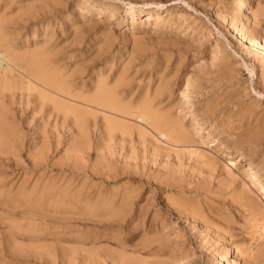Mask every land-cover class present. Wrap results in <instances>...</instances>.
Segmentation results:
<instances>
[{
  "label": "rangeland",
  "instance_id": "374dc122",
  "mask_svg": "<svg viewBox=\"0 0 264 264\" xmlns=\"http://www.w3.org/2000/svg\"><path fill=\"white\" fill-rule=\"evenodd\" d=\"M127 1L135 4V6L139 9L142 8L141 10L148 7H154V4L150 3L152 0H0V23L2 24L0 25L2 27V31H4V34H6L7 44L15 52L20 54V56L23 55L25 57L24 58L22 56V60H24L23 62L20 60L22 63L27 60L28 57L26 56H29V58L31 56V59H33V61L36 59L40 61L42 59H47V61H49L50 63L56 64L53 66L60 67V70H63L62 73L68 74L69 72V78L73 79L72 83L83 85V89L88 88L89 84L92 81V78H94L93 73L99 72L100 74H102L104 72H108L110 69V71L112 72L115 71L116 68H121L123 66H126L124 76L129 79L130 83L135 85V87L137 85H147L148 83H163L165 88L167 86V90L165 91L166 98L164 99V101L172 100L170 102V105L168 106L172 107L171 111L174 110L180 112V115H182L183 117V123L189 128L193 135V139L197 142L196 145L198 146L200 143H202V148H209L211 151L215 152V169L213 168L209 172L203 171L198 175V168L192 167L189 163L185 164L186 159L184 155L178 154L181 158L179 168V165L173 164V162L176 161V155L175 153H173V150H170L173 152H169L170 154L168 156H163L164 153L162 152L159 155V159H155V157L152 155L153 153H151L152 151H150L151 148H149V145H147L146 148L140 147V145H138L137 150L139 154L135 151V157H131L133 159H127V163L129 162L131 164L128 163L127 166L124 165V167H122L123 163H119L118 160H121V158L123 159V155L127 147L126 145L129 144L128 141L127 144H123L122 148L121 146H115L113 149H111V151L106 148H103L104 151L103 149L96 151L95 145L98 144V131L95 128L93 130V127L89 124V116L87 117L85 122L82 123L83 127L78 128L79 124H75L74 122L72 124L73 119L71 117L63 118L62 113H59L58 117L56 118H54L52 115L48 116V114L46 113L42 116V114L38 112L37 108L36 110L34 109L35 103L37 102L35 93L30 92L29 95L26 96L27 93H25V90L20 91L16 87L6 89L3 88L2 90V87H0V90H2L0 91L2 92L0 93V102L3 103V111H6V113L8 114L6 123H8V128L13 130V132L15 131L14 133L12 132V137L13 135L18 136V140L16 141H11V139L13 138L10 137V140L8 141V146H10V149H7L5 147L2 149L0 148V180L7 178L5 179V182L8 180V184H12L11 187L9 185L4 187V189H8L7 196L10 197L16 195V192L14 191L15 189L12 190L11 188H13V186L14 188H16L19 184L18 180L20 181V178L23 177L24 174L21 173V168H26V170H29L26 171L28 173H26L25 175L28 174V176L32 177V175L34 174L35 171L30 167L28 157L31 151L35 152L41 145L43 141L40 137L45 135L48 137H52V141L53 139H56V144H54L53 146L55 147V150H53L52 153L49 152L47 156L48 159H46L45 161V164H47V166L44 165L43 167V165H40L41 167L38 171H40V173L43 172V176L47 175L48 172L50 174L52 173V175H57L58 179L61 180L58 181L61 182L62 189H70L73 192L76 191L74 192L75 194H81L79 195L81 196L78 202L79 204H77L80 212L82 210L81 207L85 209V203L89 205V210H82L84 214H77L78 217H81L79 218L80 220L77 218L78 220L76 219V222L72 223L70 227L68 226V228H61V230H63L62 232H64L65 230L66 231L64 232V234H62V239L60 241H52V239L49 238L51 236L46 235L45 237H48V239H45V242L42 243L43 240L36 239V236L34 235L36 231L30 229V227H35L34 223L29 224L26 218L15 216L18 212L15 210L20 209L14 207L15 205L18 206L19 203L18 200H16V202L14 200L12 202L14 208L9 209V211L13 209L11 212L14 215L11 214L10 216H6L5 211L0 213V264H47L46 262H48V264H112V262L113 264H136V262L137 264H179V262H181L180 264H214L216 254L212 251L213 246H209L210 241H208L207 243V237L204 236L205 232L211 233L212 229L210 227H202L201 224L199 223V225L197 222L195 224V222H193L194 220H192L191 218L186 219L183 215L176 213L173 210L172 206L166 204L167 201L166 197L164 196L165 194L172 195L173 197H178L179 193L178 191L176 192L169 190V186L164 187L166 186V181L164 183L162 178L166 174H172L181 178L182 182L188 184L189 188L192 189L191 191H188L186 189L184 196L186 195L190 197V194H193V192H195L196 190L199 191L200 196H198L197 199L201 203L200 210H202L207 217L214 219V221H218V217L215 218L214 214H217L221 208L226 210L225 212H228L230 214L232 213L234 215H237V209H239L237 208V206L229 202L230 198L228 197H232L229 192H232V195H236L237 192L235 191L233 193V190L231 189H233V187L240 188L239 183L235 180L231 182L228 187L223 186L220 183L221 178L219 176L223 174L222 169H224L223 161H225V159L227 158V156H225V152L229 150L234 151V153L244 151L250 154L253 159L257 160L261 164L264 174V127L261 126L260 123L261 121H263L262 124H264V71H262L264 60H260L258 56L249 52L246 48L241 49V47H243L242 43L235 35L232 34L230 29L228 28V25H226L229 21L227 20L229 19L228 17L235 15V8L233 7V5L236 0H160L164 4L166 3L165 5L168 8V10H164L161 13L163 17H167V23L165 22V25L162 24L161 26L157 27H153L150 23L146 24V22H144L145 20L142 19V13L136 14L133 17L134 22L127 20L122 21L125 12L124 10L126 9V5L128 4ZM115 6L117 10L115 12H112L111 8ZM182 14H185L186 16L184 15V17H182ZM243 15H245V17L247 18V22L242 21V19H238V25H243V29H246L250 36L262 38V36L259 35L262 33V30L264 31V0H252V3L248 6L247 9H245ZM194 17H196L197 20ZM236 17H238V15ZM150 21L152 22L153 20H149V22ZM215 28H217L219 31H216L217 29ZM227 40H229L230 43H228ZM99 47L101 48L99 49ZM33 54H37L39 58L38 56H35ZM41 54L44 55H42L41 57ZM129 56L131 58H129ZM121 64L123 65L120 66ZM221 65L223 67H220ZM224 66L225 68L227 66L228 69H225ZM220 68L225 70L223 71ZM187 76H189L190 80V85L188 87L185 86V78H187ZM136 79L138 82L136 81ZM167 101L164 102V105L167 103ZM1 103L0 105H2ZM189 106H193L195 110H198L201 107L211 106L214 108L215 113L211 116L210 119L204 118L206 123L199 125L200 123L196 122L193 115L190 114ZM249 107L250 110L248 109ZM43 110H47V107H45ZM227 110V113L224 112ZM241 113H243V115ZM235 114H237L238 117ZM225 115L228 117H226ZM223 116H225L227 119ZM253 118L255 120H253ZM236 119L237 123L235 125L234 121ZM251 119L253 124H256V122L260 124L257 125L258 127L256 126L257 129H252L253 127L251 128V122L246 124L247 121H251ZM256 119L259 121H257ZM217 122L221 125H219ZM53 123L54 125H52ZM50 124L52 126H50ZM246 126H250L249 128L254 131L252 132L251 130V133L247 132V128H245ZM258 128L263 130H260ZM256 130L257 132L261 131V133H257ZM244 131H246L248 135L244 134ZM240 134L244 135L245 139ZM208 135L215 136L219 139V141L216 144L211 145L212 142L209 140V137L207 138ZM46 139L48 138L46 137ZM251 139L254 141H252ZM236 140L237 142H235ZM241 140L244 141L241 142ZM9 142H11V145L15 142V147L18 148L19 151L15 150L14 153V146H11ZM35 144L37 145L35 146ZM34 146L37 148H35ZM226 146H228V148ZM74 148L77 149V153ZM28 149L30 150L28 151ZM236 150L238 152H236ZM126 155L130 154L127 153ZM13 158L16 161L13 160ZM94 158H96V160ZM53 159H55V161ZM217 160L220 162H218ZM53 161L54 166H51L50 164L53 165ZM72 163L73 165H71ZM220 163L222 165H220ZM100 164L101 167L99 166ZM119 164L122 168H120ZM240 164H242L243 169L250 171L246 168L247 166L245 161L241 162ZM103 165H107L113 171H111L112 178L111 176L109 177L101 173L100 170H102ZM92 166L93 170L97 169L96 172L98 171L99 173L96 174V172L91 171ZM94 167L96 169H94ZM119 168L121 170H119ZM146 169L150 172H148ZM214 170L216 171V173ZM139 171H141L142 173ZM145 172H147V175L145 174ZM133 173H135L136 175ZM154 173L156 175H159V177L152 178V176H155ZM177 173H179V175ZM205 179L208 182L204 181ZM160 180L162 182H160ZM80 183H82V186ZM69 184L72 185V188L69 186ZM205 184L206 186L204 187ZM66 185L68 186V188L66 187ZM73 185L75 187H73ZM199 185L200 187H202L200 188ZM90 186H92V188ZM113 186L117 189H112ZM8 187H10V189ZM130 187H133V190ZM119 191L122 192L120 195L123 194V196H125L126 194L127 196L124 197L122 201L120 200ZM134 192L136 193L134 194ZM204 194L206 195L204 196ZM86 195L88 197H86ZM128 196H130V198ZM93 197H100L101 199L96 198L95 200ZM103 199H105L106 201H111H109V204L108 202L106 203L108 205H103ZM84 200L85 202L81 203ZM86 200L88 203L86 202ZM113 200L114 202H112ZM91 202H95V204ZM112 203H117L118 205L113 204V207L109 208L110 206H112ZM100 204L101 206H103L100 207L99 210L98 208ZM91 206L93 207L91 208ZM114 207L116 209H114ZM94 208H97L100 212L104 211V213L107 214L103 216L101 215L102 217H100L98 211H91ZM108 209L111 210V212ZM107 210L110 212V214H108L109 212ZM88 212L90 216L87 217L86 214H88ZM93 212L96 214H94ZM116 212H118V214ZM90 213L93 214L91 215ZM113 213L115 215H113ZM120 213H122V215ZM84 216H86L87 218H84ZM7 223H9V225L11 226L9 227ZM24 227L27 230H25ZM72 227L75 230L74 233L76 232V238L78 239H75L76 241L73 238L75 237L74 234L72 236L71 234H69L70 231L67 232V230ZM10 229L12 231V234L8 235ZM21 230L22 232H20ZM104 232L109 236L106 237V234ZM31 234L34 236V238ZM90 234L95 238H93ZM101 234L104 235V237ZM152 235H155L156 237L160 236L159 238H162L161 240L164 242L163 247H165L164 251H166L167 253H159L162 256L158 254L150 255V253H148L147 251L148 248H144V250L142 249L141 238L143 236L149 238L150 236L152 237ZM13 237L17 241L12 240ZM174 237L177 238L174 240ZM192 237L197 238L192 239ZM63 238L65 241L63 240ZM70 239L72 240V243H70ZM18 240L20 241L18 242ZM84 240L86 244L89 245H86ZM205 240L206 243H204ZM25 241H28L29 243ZM36 243L38 244L35 245ZM75 243L78 244V247L75 245ZM8 244L9 246L7 247ZM16 244L20 247L21 252L19 251L18 247H16ZM23 244L24 246H22ZM57 244L59 247L57 246ZM154 244H156V242H152L150 246ZM223 244L224 243H222V241H219L215 246L223 247ZM29 245L35 248H30ZM90 245H92L93 247ZM177 246H179V248ZM51 247L54 249L52 251L53 254L46 251ZM72 247H74L75 249H72ZM76 247L80 248L76 249ZM32 248L34 251H32ZM59 248H62L63 251ZM64 248L66 249V251ZM177 248L178 251L182 249L183 252L186 253H181L180 255L177 251ZM107 250H109V253L107 252ZM172 250H175L177 254L175 258L172 256V254L174 253H170ZM231 251L227 250L226 252L227 261H230V263H232V259L235 258L234 254ZM5 252L8 253L6 254ZM60 253L64 257L59 255ZM45 255H47V257ZM129 255L132 257L130 258ZM58 256H61V261ZM103 256L105 257L104 259ZM152 256H154V259L152 258ZM155 257L157 259H155ZM161 257L164 260L161 259ZM97 258L99 259V261L97 260ZM160 259L162 261H160ZM44 260L46 261L44 262ZM38 261L40 263H38ZM62 261L64 262L61 263ZM236 263L241 264V259L236 258V261L232 264Z\"/></svg>",
  "mask_w": 264,
  "mask_h": 264
},
{
  "label": "bare ground",
  "instance_id": "6f19581e",
  "mask_svg": "<svg viewBox=\"0 0 264 264\" xmlns=\"http://www.w3.org/2000/svg\"><path fill=\"white\" fill-rule=\"evenodd\" d=\"M128 4L126 5V9L124 10V17L122 21H133V17L136 14L142 13L143 20L146 22V24L150 23L153 27L161 26L164 24L167 20L165 17L161 15V13L164 10H168L167 6L161 2L160 0L157 1H151L150 3H153V8H146V9H139L135 6V4L127 1ZM199 2V1H198ZM89 3V1H88ZM125 3V2H124ZM252 3V0H236L234 2L233 7L235 8V15L228 17L229 20L226 25H228V28L232 32L233 35H235L238 40L242 43V48H246L249 52L253 53L254 55L258 56L260 60H264V31L262 30V33L259 36H262V38L259 37H252L248 34V31L246 29H243V25H238V19H242V21H246L247 18L245 17L244 11L248 8V6ZM146 4V3H145ZM149 4V3H147ZM188 4V3H187ZM152 6V5H151ZM232 6V5H231ZM195 9V7H194ZM116 6L111 8L112 12H115ZM102 12V11H101ZM231 13V12H230ZM160 14V15H159ZM165 14V13H164ZM181 15V14H180ZM184 17L185 14H182ZM238 15V17H236ZM186 16V15H185ZM190 16V15H189ZM220 16V15H219ZM170 17V16H169ZM223 17V16H222ZM253 17V16H252ZM171 18V17H170ZM174 18V17H173ZM196 19V17H194ZM193 18V19H194ZM225 18V17H224ZM254 18V17H253ZM186 19V18H185ZM149 20H153L152 22ZM197 20V19H196ZM2 21V20H1ZM169 21V19H168ZM193 21V20H192ZM191 21V22H192ZM195 21V20H194ZM142 22V20H141ZM247 22V21H246ZM167 23V22H166ZM165 23V24H166ZM169 23V22H168ZM1 24V23H0ZM164 24V25H165ZM2 25V24H1ZM0 25V87L3 88H17L20 91L25 90V93H27L26 96L29 95L30 92L35 93L36 95V103L34 109L38 110L40 114H48V116L52 115L54 118L58 117L59 113H62L63 118L71 117L73 119V122L75 124H79L78 128H82V123L85 122L87 117L89 116V124L98 131V144L95 145V150L99 151L100 149L106 148L111 151L115 146H121L123 147V144H127V141L129 144H127L125 153L123 155V159L118 160L119 163H123L124 165H128L127 159L131 157H135V151L139 154L137 150V146L140 145V147H147L149 145V148H151L150 151L153 153L152 155L155 157V159H159L160 153H164V155H169V152H173L176 155V161L173 162V164L179 165L181 162V158L179 155H184L186 162L185 164H190L192 167L198 168V175L199 173L203 171H210L215 167L216 164V154L215 152L211 151L209 148L204 149L201 147L202 143H200L198 146L196 145V141L193 139V135L189 128L183 123V117L180 115L179 111H171L170 102L164 99L165 91L167 90L164 87L163 83L155 82L153 84H143V85H135L130 83V80L127 79L124 76V72L126 69V66H123L121 68H116L115 71H108L100 74L99 72L93 73V77L91 83L89 84L87 89H83V85L73 84V79L69 78L70 74L62 73L60 70L61 68L58 66H53L56 64H52L49 61L42 59L41 61L31 59V56L28 57L27 60L22 63L24 60H22V56L15 52L8 44L6 40V34H4V31H2V27ZM192 25V24H191ZM189 26V25H188ZM202 26V25H201ZM133 27V23H132ZM200 27V26H199ZM203 29V28H202ZM217 29V28H215ZM206 31V30H204ZM216 31H219L218 29ZM222 34V33H221ZM224 37V35H223ZM134 38V37H133ZM137 38V37H136ZM141 39V38H140ZM135 41V40H134ZM228 43H230L229 40H227ZM224 44V43H223ZM136 45V44H135ZM217 45V44H215ZM102 46V45H101ZM139 47V46H138ZM137 47V49H138ZM198 47V45H197ZM40 48V47H39ZM42 48V47H41ZM101 47H99L100 49ZM146 48V47H145ZM217 48V47H216ZM132 49V48H131ZM136 49V48H135ZM148 49V47H147ZM215 49V48H214ZM219 49V48H218ZM216 50V49H215ZM36 51V49H35ZM47 51V50H46ZM133 51V50H132ZM131 51V52H132ZM140 51V50H139ZM145 51V50H144ZM151 51V50H150ZM161 51V50H160ZM217 51V50H216ZM215 51V52H216ZM219 51V50H218ZM23 52V51H22ZM26 52V51H25ZM28 52V50H27ZM152 52V51H151ZM21 53V52H20ZM218 53V52H217ZM28 54V53H27ZM39 54V53H38ZM45 54V53H44ZM41 54V57L42 55ZM132 54V53H131ZM213 54V53H212ZM29 55V54H28ZM35 56H38L37 54H33ZM163 56V55H162ZM214 56V55H213ZM24 57V56H23ZM25 58V57H24ZM36 58V57H35ZM39 58V56H38ZM99 58V57H98ZM129 58H131L129 56ZM213 58V57H212ZM160 59V58H159ZM180 59V58H179ZM22 62H21V61ZM58 62V61H57ZM131 62V61H129ZM177 62V61H176ZM110 63V62H109ZM163 63V62H162ZM174 63V62H173ZM227 63V62H226ZM52 64V65H51ZM58 64V63H57ZM129 64V63H128ZM95 65V64H94ZM110 65V64H109ZM112 65V64H111ZM121 64L120 66H122ZM225 65V64H224ZM229 65V63H228ZM62 66V65H61ZM179 66V65H178ZM213 66V65H212ZM231 66V65H230ZM229 66V67H230ZM63 67V66H62ZM135 67V66H134ZM220 67H223L222 65ZM136 68V67H135ZM134 68V69H135ZM141 68V67H139ZM225 68V66H224ZM228 69V67L226 66ZM225 68V69H226ZM222 69V68H220ZM225 69H222L223 71ZM231 69V68H230ZM91 70V69H90ZM108 70V69H107ZM135 71V70H134ZM262 71H264V64L262 66ZM65 72V71H64ZM252 72V71H251ZM176 73V72H175ZM72 74V73H71ZM160 74V73H159ZM213 74V73H212ZM156 75V74H155ZM200 75V74H199ZM184 79V78H183ZM185 86L188 87L190 85L189 76H187ZM147 80V79H145ZM137 81V79H136ZM135 81V82H136ZM144 81V80H143ZM138 82V81H137ZM166 82V81H165ZM142 83V82H141ZM264 84V83H263ZM86 87V86H85ZM187 89V88H186ZM0 90V91H2ZM213 90V89H212ZM171 91V90H170ZM2 93V92H0ZM174 93V92H173ZM205 93V92H204ZM259 93V92H258ZM167 94V93H166ZM170 94V93H168ZM33 95V94H32ZM25 96V97H26ZM228 96V95H227ZM35 97V96H34ZM173 97V96H172ZM35 100V99H34ZM1 101V99H0ZM167 103L164 105V102ZM175 102V101H174ZM173 102V103H174ZM216 102V100H215ZM1 103V102H0ZM32 103V102H31ZM0 105V148H7L10 149V146H8V141L10 140V137H12V132L10 128H8V114L6 111H3V103ZM192 104V103H191ZM210 104V103H209ZM216 104V103H215ZM179 105V104H178ZM204 105V104H203ZM202 105V106H203ZM208 105V104H207ZM213 105V104H211ZM220 105V104H219ZM191 106V105H190ZM189 106V107H190ZM215 106V105H214ZM218 106V105H217ZM3 107V108H2ZM8 107V106H6ZM45 107H47V110H43ZM229 109V108H228ZM250 110V107L248 108ZM247 109V110H248ZM231 110V108H230ZM244 110V111H247ZM181 111V110H180ZM243 111V112H244ZM224 112H228L224 111ZM230 112V111H229ZM241 112V111H239ZM13 113V112H12ZM215 113V110L213 107L205 106L201 107L198 110H195V108L192 106L190 107V114L193 115L196 122H199L201 124L206 123L204 118H211V116ZM231 113V112H230ZM258 113V112H257ZM229 114V113H228ZM239 114V113H237ZM237 114H235L237 116ZM243 115V113H241ZM240 114V115H241ZM224 115V114H223ZM250 115V114H249ZM226 116V115H225ZM223 116V117H225ZM233 116V115H232ZM235 116V117H236ZM45 117V115H44ZM228 117V116H226ZM225 117V118H226ZM238 117V116H237ZM48 118V117H47ZM243 118V117H242ZM248 118V117H247ZM14 119V118H13ZM227 119V118H226ZM240 119V116H239ZM258 119V118H257ZM256 119V120H257ZM47 120V119H46ZM229 120V119H228ZM245 120V119H244ZM253 120H255L253 118ZM225 121V120H224ZM237 119L234 121L235 125ZM243 121V120H242ZM259 121V120H257ZM46 122V121H45ZM44 122V123H45ZM54 122V121H53ZM210 122V121H209ZM219 122V121H218ZM217 122V123H218ZM251 122V128L257 129L256 126L260 125L256 122V124H253L252 119L251 121H247L246 124ZM255 122V121H254ZM263 121H261V126L264 127V124H262ZM51 123V122H50ZM59 123V122H58ZM71 123V122H70ZM216 123V124H217ZM242 123V122H241ZM74 124V125H75ZM221 125L220 123H218ZM240 124V123H239ZM245 124V125H246ZM49 125V124H48ZM54 125V123L52 124ZM50 124V126H52ZM70 125V124H69ZM244 125V126H245ZM56 126V125H55ZM238 126V125H237ZM248 126V125H247ZM247 128V132H250L252 129L249 127ZM260 126V128H261ZM223 127V125H222ZM241 127V126H240ZM258 127V126H257ZM43 128V127H42ZM54 128V127H53ZM73 128V127H72ZM233 128V126H232ZM236 128V127H234ZM244 128V129H245ZM258 128V129H260ZM92 129V128H91ZM223 129V128H222ZM227 129V127H226ZM229 129V127H228ZM264 129V128H263ZM260 129V130H263ZM21 130V129H20ZM39 130V129H38ZM41 130V129H40ZM80 130V129H79ZM240 130V129H239ZM246 130V129H245ZM77 131V129H76ZM254 130H252L253 132ZM259 131V130H258ZM15 132V131H14ZM13 132V133H14ZM40 132V131H39ZM44 132V131H43ZM75 132V131H74ZM243 132V131H242ZM246 131H244V134L248 135ZM257 132V130H256ZM18 133V132H17ZM50 133V132H49ZM92 133V132H91ZM251 133V132H250ZM261 133V131L257 132ZM42 134V133H40ZM55 134V133H54ZM18 135V134H17ZM38 135V134H37ZM85 135V134H83ZM207 135V134H206ZM241 135V134H240ZM260 135V134H259ZM13 135V139L11 141L18 140V136ZM41 136V135H40ZM54 136V135H52ZM81 136V135H80ZM244 138V135H241ZM254 136V135H253ZM46 137L48 139H46ZM70 137V136H69ZM209 137V140L212 142L211 145L216 144L219 139L215 136H207ZM257 137V136H256ZM21 138V137H20ZM42 139L41 145L37 148L35 147L37 144H35V148L37 150L35 152H30V155L28 157V161L30 162V167L35 171L32 177L25 175L26 168H21V173L24 174L23 177L20 178V181L18 180V186L16 188H11L12 190L16 192L15 196H7V188L4 189L5 186L9 185L10 187L12 184H8V182H5V179L0 180V213L6 212L7 215L13 214L11 211H9L10 208L17 207L20 210L18 211L15 216H19L20 218H26L27 222L29 224L34 223L35 227H30L35 232L36 239H41L43 242H45L46 235H49L50 239L55 241H60L62 239V232L61 228L70 227L72 223L76 222V219L81 218L78 217L77 214L83 213V211L89 210V205L84 204V208L81 207V212L79 211L78 205L79 199L81 194H75L76 191H71L62 189L61 188V182H59L57 175H52L49 172L47 175L43 176V172L40 173L39 168L40 165H46L45 161L48 159L49 152L52 153L53 150H55L54 144H56V139L52 141V137L48 136H42L40 137ZM195 138V137H194ZM249 138V137H248ZM40 139V140H41ZM81 139V138H80ZM245 139V138H244ZM254 139V138H253ZM74 140V139H72ZM76 140V138H75ZM85 140V139H84ZM87 140V139H86ZM249 140V139H248ZM252 140V139H251ZM45 141V142H44ZM78 141V139H77ZM126 141V142H125ZM201 141V139H200ZM244 140H241V142ZM254 141V140H252ZM6 142V143H5ZM37 142V141H36ZM75 142V141H74ZM80 142V140H79ZM210 142V143H211ZM237 142V140L235 141ZM11 145V142H9ZM40 143V142H39ZM97 143V142H96ZM249 143V142H247ZM7 144V147H6ZM75 144V143H74ZM78 144V143H77ZM81 144V143H80ZM204 144V143H203ZM207 144V143H206ZM241 144V143H240ZM252 144V143H250ZM21 145V144H20ZM19 145V146H20ZM58 145V144H57ZM87 145V144H86ZM13 147V152L15 150H18L15 146V142L11 145ZM70 146V145H69ZM231 146V145H230ZM243 146V145H242ZM21 147V146H20ZM57 147V146H56ZM208 147V146H207ZM228 148V146H226ZM79 148V147H78ZM84 148V147H83ZM0 149V150H1ZM87 149V148H86ZM116 149V148H115ZM114 149V151H115ZM230 149V147H229ZM30 149H28L29 151ZM76 151L77 149L74 148ZM82 150V149H81ZM173 150V151H170ZM253 150V149H252ZM19 151V150H18ZM72 151V150H69ZM68 151V152H69ZM104 151V149H103ZM226 151V150H225ZM117 152V151H116ZM156 152V153H155ZM236 152H238L236 150ZM11 153V152H10ZM15 153V152H14ZM19 153V152H18ZM71 153V152H70ZM74 153V152H73ZM77 153V151H76ZM97 153V152H96ZM121 153V150H120ZM130 155H126V154ZM133 153V154H132ZM79 154V153H78ZM106 154V153H105ZM104 154V155H105ZM143 154V153H142ZM179 154V155H178ZM10 155V154H9ZM17 155V154H15ZM71 155V154H70ZM77 155V154H75ZM158 155V157H157ZM140 156V155H139ZM150 156V155H149ZM225 156L227 158L224 163V169L223 174H221L219 177L220 183L223 186H229V184L233 181H237L239 183V187H233V193L236 191V195H232V192H229L232 197L228 196L230 198L231 204L237 206V215L230 214L228 212H225L226 210L220 209L219 212L215 215V218L218 217V221H214V219H211L210 217H207L205 213H203L202 210H200L201 203L197 199L198 196H200L199 191L193 192V194H190V197L184 196V193L186 192V189L188 191H191L192 189L189 188L188 184H185L182 182V179L174 176L172 174H166L162 180L166 181L164 187L169 186L171 191H178V197H173L172 195H164L166 197V204L173 207V210L183 215L186 219H192L193 222H196L201 224L202 227H210L211 233L205 232L204 236L207 237V243L210 241L209 246H213L212 251L216 254V259L214 260V264H229L230 261H227L226 252L231 251L234 254V257L232 259V263H234L237 259H241V264H264V174L262 171L261 164L253 159V157L244 152L239 151L238 153H234V151H227L225 152ZM53 157V156H52ZM102 157V156H101ZM142 157V156H141ZM170 157V156H169ZM173 157V156H172ZM16 158V157H15ZM118 158V157H117ZM184 158V157H183ZM1 159V158H0ZM12 159V158H10ZM17 159V158H16ZM96 160V158H94ZM107 159V157H106ZM105 159V160H106ZM133 159V158H131ZM153 159V158H152ZM8 160V159H7ZM13 160H15L13 158ZM55 161V159H53ZM63 160V159H62ZM78 160V159H77ZM109 160V159H108ZM115 160V159H114ZM149 160V159H148ZM169 160V159H168ZM16 161V160H15ZM50 164L51 166H54ZM59 161V160H57ZM79 161V160H78ZM110 161V160H109ZM117 161V160H116ZM129 161V160H128ZM140 161V160H139ZM218 161V160H217ZM246 162V168L250 171H247L246 169L242 168L241 162ZM14 162V161H13ZM131 162V161H130ZM159 162V160H158ZM220 162V161H218ZM19 163V162H17ZM23 163V162H22ZM56 163V162H55ZM116 163V162H115ZM157 163V162H156ZM170 163V162H169ZM15 164V163H14ZM57 164V163H56ZM55 164V165H56ZM69 164V163H68ZM81 164V162H80ZM93 164V163H92ZM105 164V163H104ZM131 164V163H129ZM245 164V163H244ZM17 165V164H16ZM73 165V163L71 164ZM78 165V164H77ZM220 165H222L220 163ZM23 166V165H21ZM60 166V165H59ZM65 166V165H64ZM101 167V164L99 165ZM107 166V165H106ZM105 165L102 166L101 173L105 174L106 176H111V169ZM120 166V164H119ZM131 166V165H130ZM129 166V167H130ZM170 166V164H169ZM172 166V165H171ZM85 167V166H84ZM97 167V166H96ZM120 166V168H122ZM187 167V166H186ZM113 168V167H112ZM119 168V170H121ZM136 168V167H134ZM147 168V167H146ZM169 168V167H168ZM175 168V166H174ZM177 168V167H176ZM180 168V165H179ZM182 168V167H181ZM223 168V167H222ZM1 169V168H0ZM6 169V168H3ZM83 169V168H82ZM94 169H96L94 167ZM101 169V168H99ZM128 169V168H127ZM190 169V168H189ZM215 169V168H214ZM219 169V167H218ZM217 169V170H218ZM42 170V168H41ZM70 170V169H68ZM73 170V169H71ZM80 170V169H79ZM84 170V169H83ZM89 170V169H87ZM97 170V169H96ZM96 170H93V166L91 168V171L96 172ZM114 170V169H113ZM142 170V169H141ZM147 170V169H146ZM18 171V169H17ZM38 171V172H37ZM148 171V170H147ZM168 171V170H167ZM215 171V170H214ZM221 171V170H220ZM45 172V171H44ZM84 172V171H82ZM90 172V171H89ZM113 172V171H112ZM122 172V171H121ZM133 172V171H132ZM141 172V171H139ZM150 172V171H148ZM191 172V170H190ZM99 173L98 171L96 174ZM136 173V172H135ZM133 173V174H135ZM142 173V172H141ZM147 172H145L146 174ZM189 173V171H188ZM194 173V172H193ZM216 173V171H215ZM30 174V173H29ZM45 174V173H44ZM87 174V173H85ZM155 174V173H154ZM153 174V175H154ZM179 175V173H177ZM2 175V174H1ZM11 175V174H10ZM76 175V174H75ZM128 175V173H127ZM131 175V174H130ZM136 175V174H135ZM147 175V174H146ZM145 175V176H146ZM187 175V174H186ZM196 175V172H195ZM209 175V174H206ZM5 176V175H4ZM61 176V175H60ZM63 176V175H62ZM95 176V175H94ZM102 176V174H101ZM104 176V175H103ZM144 176V177H145ZM151 176V174H150ZM189 176V175H188ZM193 176V175H192ZM191 176V177H192ZM2 177V176H1ZM16 177V176H15ZM71 177V176H70ZM73 177V176H72ZM153 177H159V175L152 176ZM200 177V176H199ZM205 177V176H203ZM3 178V177H2ZM62 178V177H61ZM90 178V177H89ZM103 178V177H102ZM112 178V176H111ZM149 178V179H152ZM185 178V177H184ZM208 178V177H207ZM216 178V176H215ZM68 179V178H67ZM192 179V178H191ZM194 179V177H193ZM204 179V178H203ZM78 180V179H77ZM87 180V179H86ZM208 180V179H207ZM214 180V178H213ZM61 181V180H60ZM76 181V179H75ZM74 181V182H75ZM80 181V180H79ZM82 181V180H81ZM126 181V180H125ZM158 181V179H157ZM206 181V179L204 180ZM212 181V178H211ZM93 182V181H92ZM160 182H162L160 180ZM208 182V181H206ZM215 182V181H214ZM6 183V184H5ZM12 183V182H11ZM67 183V182H66ZM65 183V184H66ZM201 183V182H200ZM210 183V181H209ZM228 183V184H227ZM27 184V185H26ZM63 184V183H62ZM68 184V183H67ZM78 184V183H77ZM82 186V183H80ZM91 184V183H90ZM96 184V183H95ZM103 184V183H102ZM122 184V183H121ZM139 184V183H138ZM159 184V183H158ZM208 184V183H207ZM217 184V182H216ZM84 185V183H83ZM94 185V184H93ZM101 185V184H100ZM164 185V184H163ZM202 185V184H201ZM209 185V184H208ZM221 185V186H222ZM64 186V185H63ZM69 186L72 188V185L69 184ZM78 186V185H77ZM123 186V185H122ZM134 186V185H132ZM158 186V185H157ZM188 186V187H187ZM206 184L204 185V187ZM219 186V184H218ZM237 186V185H236ZM10 187H8L10 189ZM68 188V186L66 185ZM69 187V188H70ZM73 187H75L73 185ZM92 188V186H90ZM125 187V186H124ZM197 187V186H196ZM200 187V185H199ZM202 187V186H201ZM200 187V188H201ZM79 188V187H78ZM81 188V187H80ZM87 188V187H86ZM89 188V186H88ZM90 188V190H91ZM115 187L113 186L112 189ZM131 189L133 187H130ZM198 188V187H197ZM215 188V187H214ZM218 188V187H217ZM74 189V188H73ZM82 189V188H81ZM117 189V188H115ZM128 189V188H127ZM227 189V188H225ZM77 190V189H76ZM93 190V189H92ZM96 190V189H95ZM99 190V189H98ZM101 190V189H100ZM129 190V189H128ZM133 190V189H132ZM149 190V189H148ZM217 190V189H216ZM83 191V190H82ZM89 191V190H87ZM111 191V189H110ZM108 191V192H110ZM113 191V190H112ZM116 191V190H115ZM122 191V190H121ZM130 191V190H129ZM128 191V192H129ZM180 191V192H179ZM224 191V190H223ZM12 192V191H11ZM99 192V191H98ZM103 192V191H102ZM107 192V191H106ZM117 192V191H116ZM124 192V191H123ZM225 192V191H224ZM14 193V192H13ZM89 193V192H88ZM122 192L119 191V195ZM125 193V192H124ZM132 193V191H131ZM136 192H134L135 194ZM148 193V192H147ZM167 193V192H166ZM103 194V193H102ZM109 194V193H108ZM115 194V192H114ZM117 194V193H116ZM130 194V193H129ZM146 194V193H145ZM150 194V193H149ZM172 194V193H171ZM175 194V193H174ZM207 194V193H206ZM204 194V196L206 195ZM83 195V194H82ZM96 195V194H93ZM99 195V193H98ZM97 195V196H98ZM107 195V193H106ZM111 195V193H110ZM113 195V192H112ZM143 195V194H142ZM84 196V195H83ZM135 196V195H134ZM177 196V195H174ZM216 196V195H215ZM86 197H88L86 195ZM108 197V196H106ZM105 197V198H106ZM111 197V196H110ZM114 197V196H113ZM125 196L120 195V200L122 201ZM130 198V196H128ZM132 197V195H131ZM147 197V196H146ZM94 198V197H93ZM100 198V197H96ZM96 198H94L96 200ZM119 198V197H118ZM128 198V199H129ZM162 198V197H161ZM202 198V197H201ZM218 198V197H217ZM227 198V197H226ZM101 199V198H100ZM111 199V198H109ZM115 199V198H114ZM117 199V198H116ZM133 199V198H131ZM144 199V198H143ZM204 199V197H203ZM219 199V198H218ZM222 199V198H221ZM15 200H18V206L12 205V202ZM83 200V199H81ZM80 200V201H81ZM94 200V201H95ZM108 200V198H107ZM126 200V199H125ZM164 200V199H163ZM220 200V199H219ZM223 200V199H222ZM89 201V200H88ZM100 201V200H99ZM104 201L102 204H108L109 201ZM118 201V200H117ZM147 201V200H146ZM165 201V200H164ZM85 200L81 203H84ZM87 202V200H86ZM114 202V200L112 201ZM80 203V204H81ZM88 203V202H87ZM94 203L95 202H91ZM98 203V202H97ZM118 203V202H117ZM112 206L109 208L113 207ZM130 203V202H129ZM149 203V202H148ZM164 203V202H163ZM106 204V205H108ZM83 205V204H82ZM92 205V204H91ZM102 205V206H103ZM118 205V204H117ZM121 205V204H120ZM81 206V205H79ZM97 206V205H96ZM101 204L99 206L102 207ZM128 206V205H127ZM210 206V205H209ZM93 206H91L92 208ZM143 207V206H142ZM171 207V208H172ZM214 207V206H213ZM105 208V207H103ZM139 208V207H138ZM170 208V207H169ZM216 208V207H215ZM97 208L92 209L91 211H98L100 217L103 215H106L107 213H104V211L100 212ZM114 209H116L114 207ZM109 210V209H108ZM107 210V211H108ZM120 210V209H119ZM127 210V209H126ZM136 210V209H135ZM232 210V209H231ZM14 211V213H15ZM106 211V212H107ZM111 212V210H109ZM108 211V212H109ZM9 212V213H8ZM110 212L108 214H110ZM124 212V211H123ZM208 212V211H206ZM94 213V212H93ZM92 213V214H93ZM118 214V212H116ZM125 213V212H124ZM143 213V212H142ZM210 213V212H209ZM208 213V214H209ZM84 214V213H83ZM91 214V213H90ZM91 214V215H92ZM96 214V213H94ZM122 215V213H120ZM14 215V214H13ZM82 215V214H81ZM87 217L90 216L89 212L86 214ZM98 215V214H97ZM102 215V216H101ZM113 215H115L113 213ZM120 215V216H121ZM117 216V215H116ZM86 216H84L85 218ZM86 217V218H87ZM98 217V216H97ZM106 217V216H104ZM114 217V216H113ZM119 217V216H118ZM138 217V216H137ZM92 218V217H91ZM96 218V217H95ZM109 218V217H108ZM150 218V217H149ZM17 219V218H16ZM77 219V220H78ZM83 219V218H82ZM89 219V218H88ZM116 219V218H115ZM151 219V218H150ZM7 220V219H6ZM80 220V219H79ZM90 220V219H89ZM93 220V219H92ZM95 220V219H94ZM112 220V219H111ZM118 220V219H117ZM153 220V218H152ZM15 221V220H14ZM19 221V220H18ZM25 221V220H24ZM114 221V220H113ZM135 221V220H134ZM138 221V220H137ZM142 221V220H141ZM148 221V220H146ZM150 221V220H149ZM185 221V220H184ZM3 222V221H2ZM8 222V221H7ZM20 222V221H19ZM26 222V221H25ZM24 222V223H25ZM187 222V221H186ZM6 223V222H5ZM18 223V222H17ZM16 223V224H17ZM1 224V223H0ZM12 224V221H11ZM14 224V223H13ZM28 224V223H27ZM151 224V223H150ZM199 224V225H200ZM3 225V224H2ZM7 225L10 227L9 223ZM21 225V224H20ZM23 225V224H22ZM75 225V224H74ZM198 225V226H199ZM6 226V225H5ZM31 226V225H30ZM33 226V225H32ZM150 226V225H149ZM167 226V225H166ZM1 227V226H0ZM78 227V225H77ZM102 227V226H101ZM138 227V225H137ZM136 227V228H137ZM142 227V226H141ZM193 227V226H192ZM5 228V227H4ZM7 228V227H6ZM14 228V227H12ZM22 228V227H20ZM28 228V227H27ZM88 228V227H87ZM153 228V226H152ZM191 228V227H190ZM8 229V228H7ZM19 229V228H18ZM25 229V227H24ZM79 229V228H78ZM156 229V228H155ZM160 229V228H159ZM203 229V228H202ZM201 229V230H202ZM16 230V229H15ZM27 230V229H25ZM31 230V232H32ZM86 230V229H85ZM88 230V229H87ZM144 230V229H143ZM161 230V229H160ZM206 230V229H205ZM5 231V230H4ZM61 231V232H60ZM75 237L74 240H78L76 238V232L74 233V228H70L67 230V232ZM94 231V230H93ZM116 231V230H115ZM145 231V230H144ZM159 231V230H158ZM195 231V230H194ZM208 231V230H207ZM1 232V231H0ZM6 232V231H5ZM11 229L8 232L11 233ZM15 232V231H14ZM19 232V231H17ZM22 232V230L20 231ZM30 232V233H31ZM66 232V233H67ZM92 232V231H91ZM152 232V230H151ZM201 232V231H200ZM26 233V232H25ZM29 233V232H28ZM38 233V234H36ZM105 233V232H104ZM16 234V233H14ZM27 234V233H26ZM78 234V233H77ZM80 234V233H79ZM87 234V232H86ZM106 234V233H105ZM139 234V233H138ZM197 234V233H196ZM5 235V234H4ZM7 235V234H6ZM28 235V234H27ZM32 235V234H31ZM82 235V234H81ZM91 235V234H90ZM102 235V234H101ZM126 235V234H125ZM146 235V234H145ZM22 236V235H21ZM33 236V235H32ZM31 236V237H32ZM88 236V235H87ZM92 236V235H91ZM104 237V235H102ZM108 237L109 235H105ZM139 236V235H138ZM162 236V235H161ZM203 236V239H204ZM11 237V236H10ZM16 237V236H15ZM93 237V236H92ZM101 237V236H100ZM111 237V236H110ZM109 237V238H110ZM148 237V236H147ZM160 236L156 237L155 235L150 236L149 238L142 237L141 238V244L142 249L148 248L147 251L152 254H158L161 255L162 253H167L164 251L163 244L164 242L161 240L162 238H159ZM34 238V236H33ZM85 238V237H83ZM88 238V237H87ZM95 238V237H93ZM132 238V236H131ZM177 238V237H176ZM174 237V240L176 239ZM194 237H192L193 239ZM197 238V237H196ZM194 238V239H196ZM199 238V237H198ZM5 239V238H4ZM10 239V238H9ZM32 239V238H31ZM111 239V238H110ZM118 239V238H117ZM121 239V238H120ZM12 240H16L13 239ZM28 240V239H27ZM34 240V239H33ZM64 240V238H63ZM71 240V239H70ZM75 240V241H76ZM98 240V239H96ZM103 240V238H102ZM101 240V241H102ZM105 240V239H104ZM206 240L204 243H206ZM17 241V240H16ZM20 240H18L19 242ZM22 241V240H21ZM47 241V240H46ZM65 241V240H64ZM81 241V240H80ZM106 241V240H105ZM110 241V240H109ZM203 241V240H202ZM201 241V242H202ZM222 241L224 243L223 247L215 246L217 242ZM7 242V241H6ZM29 243L28 241H25ZM40 242V240H39ZM62 242V241H61ZM67 242V241H66ZM85 242V240H84ZM104 242V241H103ZM118 242V241H117ZM152 242H156V244L151 245ZM31 243V242H30ZM48 243V242H46ZM50 243V242H49ZM54 243V242H53ZM60 243V242H59ZM64 243V242H63ZM72 243V240L71 242ZM93 243V242H92ZM111 243V242H109ZM121 243V242H119ZM129 243V242H128ZM140 243V242H139ZM181 243V242H180ZM179 243V244H180ZM14 244V243H13ZM34 244V242H33ZM36 243L35 245H37ZM67 244V243H66ZM74 244V243H73ZM83 244V243H82ZM81 244V245H82ZM86 244V242H85ZM102 244V242H101ZM108 244V243H107ZM176 244V243H175ZM202 244V243H201ZM200 244V245H201ZM17 245V244H16ZM20 245V244H19ZM27 245V244H26ZM40 245V244H39ZM38 245V246H39ZM44 245V244H43ZM60 245V244H59ZM77 246L78 244L75 243ZM80 245V246H81ZM89 245V244H86ZM98 245V244H97ZM106 245V244H105ZM104 245V246H105ZM111 245V244H110ZM108 245V246H110ZM115 245V244H114ZM206 245V244H205ZM9 244L7 245V247ZM24 246V244L22 245ZM21 246V247H22ZM30 246V245H29ZM50 246V245H49ZM53 246V245H51ZM58 246V244H57ZM68 246V245H67ZM66 246V247H67ZM83 246V245H82ZM92 246V245H90ZM96 246V245H95ZM94 246V247H95ZM103 246V245H101ZM107 246V245H106ZM128 246V245H127ZM138 246V244H137ZM207 246V245H206ZM14 247V246H13ZM19 251L20 247L17 245ZM15 247V249H16ZM33 246H30V248ZM37 247V246H36ZM59 247V246H58ZM71 247V246H70ZM68 247V248H70ZM78 247V246H77ZM76 249H79L77 248ZM86 247V246H85ZM93 247V246H92ZM98 247V246H97ZM176 247V246H175ZM179 248V246H177ZM185 247V245H184ZM183 247V248H184ZM12 248V247H11ZM35 248V247H33ZM32 248V251H34ZM46 248V247H45ZM67 248V249H68ZM74 247H72L73 249ZM90 248V247H89ZM88 248V249H89ZM101 248V247H100ZM110 248V247H109ZM133 248V247H132ZM136 248V247H135ZM140 248V247H139ZM177 248V251H178ZM182 248V247H181ZM10 249V248H9ZM17 249V250H18ZM29 249V248H28ZM60 249V248H59ZM62 249V248H61ZM60 249V250H61ZM65 249V248H64ZM75 249V248H74ZM82 249V248H81ZM85 249V248H83ZM87 249V248H86ZM105 249V248H104ZM120 249V248H119ZM191 249V248H190ZM189 249V250H190ZM23 250V249H22ZM39 250V248H38ZM54 249L51 247L50 249H47L46 251L48 253H52ZM114 250V249H113ZM122 250V249H121ZM125 250V249H124ZM142 250V251H143ZM146 250V249H145ZM186 250V249H185ZM36 251V250H35ZM45 251V250H44ZM63 251V249H62ZM66 251V249H65ZM68 251V250H67ZM79 251V250H77ZM91 251V250H88ZM94 251V250H93ZM105 251V250H104ZM109 250H107L108 252ZM118 251V250H117ZM146 251V253H147ZM193 251V250H192ZM12 252V250H11ZM21 252V251H20ZM70 252V251H69ZM72 252V251H71ZM121 252V251H120ZM123 252V251H122ZM129 252V250H128ZM179 254L184 253L182 249H180ZM209 252V251H208ZM211 252V251H210ZM6 253V252H5ZM8 253V252H7ZM6 253V254H7ZM18 253V252H17ZM33 253V252H32ZM38 253V252H37ZM36 253V254H37ZM94 253V252H93ZM109 253V252H108ZM113 253V251H112ZM116 253V250H115ZM125 253V252H124ZM143 253V252H142ZM161 253V254H159ZM170 253L175 258L176 252L175 250L171 251ZM186 253V252H185ZM184 253V254H185ZM46 254V253H45ZM53 254V253H52ZM107 254V253H106ZM120 254V253H119ZM145 254V253H144ZM42 255V254H41ZM48 255V254H47ZM47 255H45L47 257ZM61 255V253L59 254ZM168 255V254H167ZM210 255V254H209ZM11 256V255H10ZM19 256V254H18ZM21 256V255H20ZM26 256V255H25ZM24 256V258H25ZM34 256V255H32ZM64 257L63 255H61ZM60 256V257H61ZM73 256V255H72ZM91 256V255H90ZM108 256V255H107ZM113 256V255H111ZM122 256V255H121ZM130 256V255H129ZM136 256V255H135ZM149 256V255H148ZM162 256V255H161ZM43 257V256H42ZM49 257V256H48ZM52 257V256H51ZM50 257V258H51ZM59 257V256H58ZM59 257V258H60ZM68 257V256H67ZM66 257V258H67ZM70 257V256H69ZM126 257V256H125ZM132 256H130L131 258ZM154 256H152L153 258ZM182 257V256H181ZM23 258V256H22ZM45 258V257H44ZM43 258V259H44ZM105 257L103 256V259ZM123 258V257H122ZM129 258V257H128ZM140 258V257H137ZM189 258V257H188ZM31 259V258H30ZM55 259V258H54ZM52 259V260H54ZM119 259V258H118ZM145 259V258H143ZM154 259V258H153ZM155 259H157L155 257ZM161 259H163L161 257ZM160 259V261H162ZM167 259V257H166ZM4 260V259H3ZM64 260V259H63ZM77 260V259H76ZM86 260V259H85ZM92 260V259H91ZM95 260V259H94ZM99 261V259L97 258ZM108 260V259H107ZM123 260V259H122ZM121 260V261H122ZM141 260V259H140ZM150 260V259H148ZM164 260V259H163ZM41 261V260H40ZM46 260H44L45 262ZM61 261V258H60ZM65 261V260H64ZM62 261L61 263H63ZM69 261V260H68ZM78 261V260H77ZM116 261V260H115ZM130 261V260H128ZM159 261V262H160ZM167 261V260H166ZM211 261V260H210ZM43 262V263H44ZM66 262V261H65ZM91 262V261H90ZM97 262V261H96ZM139 262V261H138ZM141 262V261H140ZM145 262V261H144ZM155 262V261H154ZM170 262V261H169ZM38 263H40L38 261ZM48 264V262H46ZM69 263V262H68ZM111 263V262H110ZM117 263V262H116ZM119 263V262H118ZM123 263V262H122ZM165 263V262H164ZM178 263V262H177ZM181 262H179L180 264ZM230 263V264H232ZM60 264V263H59ZM93 264V263H92ZM113 264V262H112ZM129 264V263H128ZM137 264V262H136ZM159 264V263H158ZM237 264V263H236Z\"/></svg>",
  "mask_w": 264,
  "mask_h": 264
}]
</instances>
